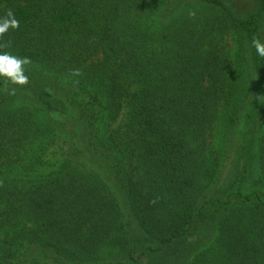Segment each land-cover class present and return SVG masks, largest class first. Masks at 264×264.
<instances>
[{
  "label": "trees",
  "instance_id": "1",
  "mask_svg": "<svg viewBox=\"0 0 264 264\" xmlns=\"http://www.w3.org/2000/svg\"><path fill=\"white\" fill-rule=\"evenodd\" d=\"M247 1L0 0L19 21L0 54L30 60L27 85L0 77V264H264L259 181L216 190L251 142L264 177V0ZM199 229L213 240L195 254Z\"/></svg>",
  "mask_w": 264,
  "mask_h": 264
},
{
  "label": "rangeland",
  "instance_id": "2",
  "mask_svg": "<svg viewBox=\"0 0 264 264\" xmlns=\"http://www.w3.org/2000/svg\"><path fill=\"white\" fill-rule=\"evenodd\" d=\"M234 1L236 3V9H237L238 14L245 16L253 12L254 7L250 1H247V0H234ZM224 46L226 48V52L229 58L231 59L232 62H234L232 71L233 73H237L239 70H241V67L239 66V63H238L239 58L237 57V45L232 38H227ZM257 114H258L257 117L260 122V124L258 123L259 125L258 131H260L261 128H264V101L260 104V107L257 110ZM224 118L225 117H223V113H221L219 115V119L217 120L212 130L211 137L209 140L210 152L217 154V155L218 153L221 152L222 148H224L225 141L227 138V136H225L226 123H225ZM125 123H126V111H124L121 114L120 118L111 126V130L122 128V126H124ZM100 130L104 131V128L101 127ZM252 143L253 142L247 145L245 153H244V150L242 151L241 148H239L240 146L237 148L235 153L233 152L232 156L235 160V163H234L235 165L232 166V169L228 177L221 179V181L217 184L218 188H216V190L220 189L222 185L221 183H223V186L226 185L225 187V189H227L226 194H233L238 190V187L240 186V181H241L240 179L242 177H245L243 180V184H241V187H240L242 193L249 194L251 191H253L254 190L253 184L256 181H259L258 184L261 186V187L257 186L258 191L264 192V179H262L264 177H262L259 173L258 161H257V155H256L257 146L255 145V143L254 144ZM45 160L48 164H47V167H45L44 170L42 171L43 174H47L57 169L58 165L56 163L60 161V156L56 153L54 149H50L47 156L45 157ZM23 172L24 170H22L19 176L20 178H17V179H22V177L24 176ZM26 175L27 174L25 173V176ZM33 175H36V173H34ZM199 239H200V245H203V246H201L199 248V251L196 252L195 254L202 252L204 250H207L211 246V243L213 240V239L211 240L210 236L205 235L202 229H199L196 232V234H193L190 238H188V241L186 243L195 242ZM179 245L172 249V253L174 256H180L182 252H184L185 244L181 243ZM194 255L190 257L191 258L190 260L193 259ZM158 256L159 254L155 256H153V254H147L146 257L143 259L142 264H160L162 262L161 259L155 258Z\"/></svg>",
  "mask_w": 264,
  "mask_h": 264
},
{
  "label": "clouds",
  "instance_id": "3",
  "mask_svg": "<svg viewBox=\"0 0 264 264\" xmlns=\"http://www.w3.org/2000/svg\"><path fill=\"white\" fill-rule=\"evenodd\" d=\"M18 29L19 21L14 17L11 10L6 13V16L0 19V38H2L9 29ZM9 42L0 44V47H9ZM252 46L260 57H264V42L260 39L254 38ZM30 60L27 57L20 58L8 52L0 54V77L6 78L8 82L13 85L24 86L27 85L29 80L25 75L24 66L29 64ZM75 74H79L78 70ZM11 94H15V88L11 90Z\"/></svg>",
  "mask_w": 264,
  "mask_h": 264
}]
</instances>
